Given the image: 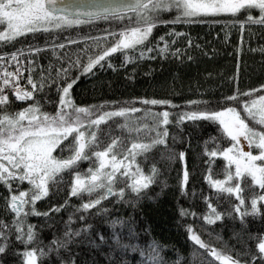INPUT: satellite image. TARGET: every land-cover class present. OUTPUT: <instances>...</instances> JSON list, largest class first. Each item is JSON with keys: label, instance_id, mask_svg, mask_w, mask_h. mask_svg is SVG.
<instances>
[{"label": "snow or ice", "instance_id": "snow-or-ice-1", "mask_svg": "<svg viewBox=\"0 0 264 264\" xmlns=\"http://www.w3.org/2000/svg\"><path fill=\"white\" fill-rule=\"evenodd\" d=\"M171 11L175 12L171 20L161 18L164 14L170 15ZM202 14H231L233 19L227 22L238 23L243 31L246 23L256 22L264 26V0H91L88 3L0 0V41L6 45L8 42L15 43L25 34L51 35L56 30H68L97 21L105 25L96 37H80L94 42L80 49L77 57L69 59L68 63L56 67L54 71L52 64L47 70L41 65L38 76L33 74L37 67L33 54L40 52L41 48H52L55 54L63 44H21L10 52L0 51V186L7 192L4 207L10 217L0 218V256L17 257V264H44L43 258H47L48 264H53L54 253L59 264H75L74 258L69 260L61 252L68 249L69 243L87 233L91 225L81 223L79 228L71 227L77 217L68 213L64 222L66 230L60 235L54 233L52 239L45 242L39 238L35 224L28 221L30 215L50 219L52 213L71 206L66 199L64 203H54L43 211L37 207V201L50 198L60 191V184L67 183L64 179L66 171L70 174V183L65 189L68 197H79L81 200L74 206L76 212L84 213L79 217L80 221L85 220L93 209L97 214L107 213L108 208L101 205L113 195L117 200L123 199L129 192L137 198L142 196L154 183L160 169L153 163L145 171L138 158L143 155L147 159V153L157 145H163L168 161L180 162L179 187L182 193L187 194L186 185L194 174L195 166L190 171L186 146H169V135L173 141L177 139L175 132L170 133L172 113L166 107L175 106L173 100L133 98L134 101L139 99L145 104L162 106L159 111L150 109L155 120L149 126L128 119L141 111L137 107L116 106L117 102L103 101L99 105L78 104L73 99L72 88L81 74H90L95 66L103 67L107 62L115 67L110 58L113 53H122L123 63L150 55L153 50L161 56L168 52L176 55L179 49L174 48L164 35L150 43L154 27L170 22L187 23ZM241 14L242 19H235ZM169 31L173 41L180 35L175 29ZM25 51L27 57L23 56ZM73 68L77 69L75 76L70 74ZM53 83L56 84L58 100L55 111H47L45 104L52 103L48 97L52 94L49 86ZM258 88L259 95L256 94L257 89L249 88L244 93L237 89L215 101H184L183 110L173 121L179 124L202 118L218 122L217 134L202 142L201 156L207 157L203 161L207 166L203 180L209 186V191L200 193L206 203L202 219L206 226L222 221L225 216L238 219L242 229L233 235L242 238L248 215H264V206L258 204L264 201V84L258 85ZM14 104L23 106L10 109ZM210 104H215V108H209ZM116 118H124L121 124L116 125L122 130L121 135H115L111 127H102L103 123L110 125ZM145 130L150 138H141ZM241 137L247 142L249 150L241 147ZM226 138H230L231 142L228 143ZM221 140H224L223 144ZM58 147L61 155L54 153ZM65 152L67 155H64ZM217 157H222L224 161L222 176L215 171ZM81 161H89V167L73 172L74 168H79ZM24 182L27 187L23 186ZM192 192L193 196L197 195L195 188ZM85 193L88 198H84ZM224 204H227V209L222 210ZM189 211L180 209L182 216H187ZM191 214L193 217L200 215L194 210ZM108 223L113 228L115 251L125 243L115 228L123 220L113 217ZM185 228L194 246L204 250L199 252V264H215L216 261L221 264H264V232L248 233L247 240L256 241L255 250L245 242L244 250H236L233 256L230 251L203 239L192 224L185 225ZM98 235L100 241L105 240L103 234ZM129 236H132L131 231ZM16 242L22 247H16ZM204 252L210 255L206 256ZM142 255L147 260H141L140 264H167L154 242H150L148 251ZM0 264H5L3 258H0ZM118 264L127 262L120 261Z\"/></svg>", "mask_w": 264, "mask_h": 264}, {"label": "trees", "instance_id": "trees-1", "mask_svg": "<svg viewBox=\"0 0 264 264\" xmlns=\"http://www.w3.org/2000/svg\"><path fill=\"white\" fill-rule=\"evenodd\" d=\"M174 15L175 12L171 11L170 15L164 14L161 18L171 20ZM242 18L243 14L235 17V19ZM232 19L231 14H202L187 23L158 24L153 29L150 43H154L157 37L164 35L165 39L172 42L174 48L179 49L176 55L168 52L167 55L161 56L153 50L150 55L123 63V54L113 53L110 54V58L115 67L109 66L107 62L103 67L95 66L90 74H81L72 88L73 99L78 104L99 105L103 101L117 102L116 106L137 107L141 111L128 119L138 120L139 123L149 126L155 120V115L150 109L159 111L162 106L145 104L139 99L134 101L133 98L173 100L175 106L166 107L172 113L169 122L170 133L175 132L177 139L173 141L172 136L169 135L168 143L170 147L186 146L190 171L195 166L194 174L186 185L187 194L182 193L179 187L180 162L168 161L163 145H157L147 153V159L143 155L138 158L145 171H148L153 163H156L160 169L156 180L149 185L142 196L137 198L135 194L129 192L123 199L117 200L113 195L101 205L108 208L107 213L97 214L93 209L85 220L80 221L79 217L84 213L76 212L74 206L81 200L79 197H68L65 189L70 183V174L66 171L64 179L67 183L60 184V191L53 193L50 198L37 201V207L43 211L54 203H64L66 199L71 206L61 212L52 213L50 219L36 215L28 217V221L35 224L40 239L47 242L52 239L54 233L60 235L66 230L64 222L68 213H74L77 219L72 222L71 227L79 228L81 223L92 226L79 239L69 243L68 249L61 252V255L69 260L74 258L75 264H118L120 261L140 264L141 260H147L142 253L148 251L150 242L158 245L160 254L167 264H194V262L199 264V252L204 250L194 246V242L188 238L185 228L187 224H192L203 239L218 248L230 251L233 256L236 255V250H244L245 242L255 250L256 241L247 240V234L264 232V215L256 217L248 215L247 225L243 227V238L240 235H233L240 233L242 229L238 219L233 220L225 216L222 221H216L212 226H206L202 219L206 203L200 193L209 191L207 182L203 180V172L207 168L203 161L207 157L201 156L202 142L207 137L217 134L218 122L201 118L196 122L186 120L179 124L173 123L177 114L183 110L184 101L191 99L215 101L219 97L229 96L237 89L244 93L246 89L253 88L257 89V95L260 94L258 85L264 84V26L256 22L246 23L242 31L238 23L227 22ZM104 28L105 25L97 21L73 26L68 30H56L51 35L25 34L15 43L8 42L6 45L0 41V51L10 52L19 48L21 44L33 46L44 43L63 44L62 48L56 49L55 54L52 48H41L40 52L33 54L37 65L33 74L38 76L41 65L47 70L48 65L52 64L54 71L56 67L68 63L69 59L77 57L80 49L94 42L92 39L83 40L80 37H96ZM170 29L180 33L174 41ZM65 41L72 42L65 43ZM27 55L25 51L23 56L27 57ZM80 58L84 59V57ZM76 71L77 69L73 68L70 74L75 76ZM49 87L52 94L48 99L52 103H46L45 110L55 111V102L58 100L56 84L53 83ZM244 98L249 99L246 96ZM21 106L23 105L14 104L10 109L14 110ZM208 107L215 108V104H210ZM123 120L124 118H116L110 125L103 123L102 127H111L115 135H121L122 130L116 125L121 124ZM141 138H150L147 137V130L141 134ZM226 139L228 143L231 142L230 138ZM220 142L223 144L224 140ZM211 146L210 143L209 147ZM54 153L61 155L59 147L54 149ZM64 155H67V152ZM223 164V158L217 157L214 162L215 171L221 176ZM88 167L89 161H81L79 168H74L72 171H82ZM23 186L27 187V183ZM193 188L197 190L196 196H193ZM5 195H7L6 190L0 186V218L10 219L4 207ZM84 198H88L86 193ZM258 204L264 206V201ZM181 208L189 209V214L182 216ZM223 209H227V204L223 205ZM192 210L200 215L193 217ZM113 217L123 220V223L116 224L115 228L125 242L115 251L112 240L113 228L108 223ZM98 233L103 234L104 241H100ZM218 236L222 239H217ZM16 247L22 245L16 242ZM194 252H197V255L194 256ZM204 254L210 255L207 252ZM52 255L53 264H59L55 254ZM0 258L5 260V264H17L19 259L12 255L0 256ZM43 259L44 264H48L47 258ZM215 264L221 262L216 261Z\"/></svg>", "mask_w": 264, "mask_h": 264}, {"label": "water", "instance_id": "water-1", "mask_svg": "<svg viewBox=\"0 0 264 264\" xmlns=\"http://www.w3.org/2000/svg\"><path fill=\"white\" fill-rule=\"evenodd\" d=\"M59 2H65V3H88V2H91V0H59ZM100 2H103V0H100Z\"/></svg>", "mask_w": 264, "mask_h": 264}, {"label": "rangeland", "instance_id": "rangeland-1", "mask_svg": "<svg viewBox=\"0 0 264 264\" xmlns=\"http://www.w3.org/2000/svg\"><path fill=\"white\" fill-rule=\"evenodd\" d=\"M240 140H241V147H243L246 151L249 150V146L247 145V142L244 141L243 137H241ZM253 146H254V145H253ZM252 149L254 150L255 147L252 148ZM24 183H26V182H24Z\"/></svg>", "mask_w": 264, "mask_h": 264}]
</instances>
